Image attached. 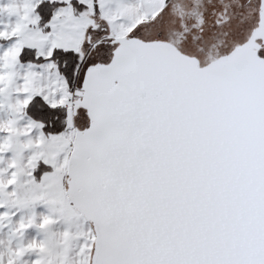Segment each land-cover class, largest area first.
Instances as JSON below:
<instances>
[{"label":"snow or ice","instance_id":"snow-or-ice-1","mask_svg":"<svg viewBox=\"0 0 264 264\" xmlns=\"http://www.w3.org/2000/svg\"><path fill=\"white\" fill-rule=\"evenodd\" d=\"M0 264H264V0H0Z\"/></svg>","mask_w":264,"mask_h":264}]
</instances>
